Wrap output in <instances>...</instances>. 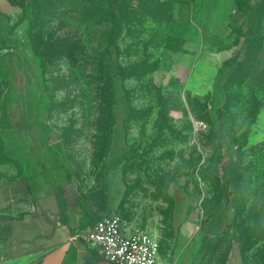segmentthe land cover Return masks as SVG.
Returning <instances> with one entry per match:
<instances>
[{
  "label": "rangeland",
  "instance_id": "rangeland-1",
  "mask_svg": "<svg viewBox=\"0 0 264 264\" xmlns=\"http://www.w3.org/2000/svg\"><path fill=\"white\" fill-rule=\"evenodd\" d=\"M128 1L32 0L28 21L25 0H0V110L6 74L18 71L19 91L38 96L87 205L117 212L165 253L181 222L198 220L193 228L224 229L213 242L229 232L243 264H264V105L251 122L264 82L250 80L247 57L227 76L233 34L184 46L186 28L169 18L167 4ZM109 76L116 122L103 157ZM226 124L235 135L248 132L234 167L240 200L231 209L218 189L227 156L215 164ZM14 171L0 136V185Z\"/></svg>",
  "mask_w": 264,
  "mask_h": 264
},
{
  "label": "crops",
  "instance_id": "crops-1",
  "mask_svg": "<svg viewBox=\"0 0 264 264\" xmlns=\"http://www.w3.org/2000/svg\"><path fill=\"white\" fill-rule=\"evenodd\" d=\"M156 2L167 4L169 18L186 28L179 32L184 46L209 39L223 42L233 34L231 53L240 51V61L248 58L252 82H264V0ZM246 39L249 43L243 50ZM17 72L6 74L8 89L0 110V136L15 163L14 173L0 185V264H97L106 260L97 247L71 238L76 229L91 224L79 227L82 210L66 149L38 96L33 98L25 87L19 91ZM84 204L92 222L107 213L87 205V197ZM196 222L182 221L176 246L167 253L159 248L160 256L171 264H243L234 240L226 235L203 248L205 236H221L224 229L202 231L193 228Z\"/></svg>",
  "mask_w": 264,
  "mask_h": 264
},
{
  "label": "trees",
  "instance_id": "trees-1",
  "mask_svg": "<svg viewBox=\"0 0 264 264\" xmlns=\"http://www.w3.org/2000/svg\"><path fill=\"white\" fill-rule=\"evenodd\" d=\"M123 0H113L114 5L121 4ZM133 0H129L131 2ZM140 1V0H138ZM33 10V3L32 0H25L24 3V14L28 21L30 18V14ZM114 9L112 8L111 11ZM119 22L117 23V27L119 26ZM249 43V40H244L242 43V49L244 50ZM240 62V51H233L230 54V57L228 59V62L226 64L227 67V76L232 77L237 72V67ZM126 68H120V72H124ZM107 87H108V93H109V102H110V111H109V118H108V130L106 132V142L104 146L103 151V157L106 156V154L109 152L112 144V138L114 133V125L116 122L115 118V111H114V104H115V97H114V82L113 77L109 76L107 78ZM264 105V101L262 103H258L255 105L254 109L251 113V122L255 120V116L257 115L259 108ZM247 130H243L239 132L238 135H235L231 130L229 129V126L226 124L224 127L220 130V144L215 152L216 158H215V164L219 163L221 161L222 155L225 154L227 156V160L224 164H222V175L221 180L219 183V192L221 194V197L225 200L226 206L231 209L234 208L239 200L240 195L239 191L237 189L235 180H234V167L236 165V159H237V153L238 150L243 147L245 144L246 138H247ZM224 152V153H223ZM77 204L79 205L80 209L82 210V215L79 219V227L83 228L87 224L93 225L94 222L98 219H96L94 222L90 220L89 215L83 210L85 208V200L86 195L82 190L78 188V193L76 195ZM226 236L230 237L231 235L228 233L225 234ZM215 237H208L205 236L203 239L202 247L206 248Z\"/></svg>",
  "mask_w": 264,
  "mask_h": 264
},
{
  "label": "built area",
  "instance_id": "built-area-1",
  "mask_svg": "<svg viewBox=\"0 0 264 264\" xmlns=\"http://www.w3.org/2000/svg\"><path fill=\"white\" fill-rule=\"evenodd\" d=\"M72 239L97 247L112 264H171L159 254L158 240L146 230H130L115 211L102 214L93 225L76 229Z\"/></svg>",
  "mask_w": 264,
  "mask_h": 264
},
{
  "label": "water",
  "instance_id": "water-1",
  "mask_svg": "<svg viewBox=\"0 0 264 264\" xmlns=\"http://www.w3.org/2000/svg\"><path fill=\"white\" fill-rule=\"evenodd\" d=\"M97 264H112L111 262H109L108 260H102L97 262Z\"/></svg>",
  "mask_w": 264,
  "mask_h": 264
}]
</instances>
